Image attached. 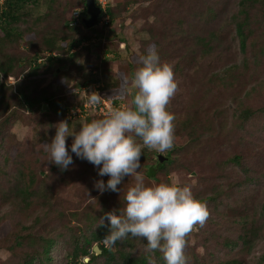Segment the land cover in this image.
Returning a JSON list of instances; mask_svg holds the SVG:
<instances>
[{
    "label": "rangeland",
    "instance_id": "1",
    "mask_svg": "<svg viewBox=\"0 0 264 264\" xmlns=\"http://www.w3.org/2000/svg\"><path fill=\"white\" fill-rule=\"evenodd\" d=\"M84 1L54 0L52 7H48L45 0H40V7L37 10H34L33 4L29 5L33 9L32 19L37 18L34 27L36 35L32 37L34 42L33 46L30 45L31 49L36 50L42 46V38L51 35L52 31L57 32L58 36L62 34L74 37L84 34L92 35L91 37L96 39L94 42L97 44L93 45L92 52H84L83 57L81 56L79 60L85 66L86 61H88L95 68L91 70L90 67L86 66V70H84L85 77L82 75H76L75 77L74 71L68 75L48 74L45 77L38 76L36 77L37 80L34 81L33 78L31 80L27 79L25 74L21 77L10 76L0 79V82L5 81L7 85H12L8 87L10 90L6 92L9 96V98H6L8 106L5 104L0 105V124L11 110L14 113L10 124L5 125L1 135V137L5 136L4 154L10 157L8 162L10 172H16L20 164L28 162L29 166L36 170H34L35 172L45 175L47 172L45 173L43 169L46 165V159L40 154L39 150L46 152L48 154L46 157L50 159L49 153L45 150V144L49 143L54 137L55 125L61 121L55 116L48 117L46 115V118L44 117L43 113L50 112L47 102L45 103L48 105V109L42 110L41 108L38 112H29L17 104L14 101L16 99H14L13 85L17 87V83L20 81H22L20 82L22 84L29 85V88L25 91L32 96L43 88L55 94L57 93L58 97L67 96L73 93L76 88H79L78 85H85L83 83L86 82V73L89 70L96 73L94 70L97 68L96 66L100 65V60L103 58L102 52L107 46L108 41H105V37L108 33H112L113 30L120 31L128 46L137 55H142L157 38V41L162 43L161 60L167 61L173 66L175 80L178 84L175 95L169 101L168 109L175 115L174 124L177 123L176 127L180 129V134L183 135L190 129L188 124H186L187 126L182 124L184 120H187V123L189 120H194L196 124H206L205 120L213 119V123L211 133L207 132L202 137L199 135V139L196 138V150L195 147L187 145L180 153H174L172 157L175 159V167L168 177L161 174L159 180L149 177L142 168L145 182L159 183L175 180L181 185H190L198 199L209 196L212 192L223 190L224 193L217 196L220 203L205 202L209 210V217L203 227L194 226L186 237L185 254L188 257V264H227L226 262L231 261V259L238 260L237 263L233 264H257L255 262L256 258L264 250V238H262L264 236V226L259 232L255 250L251 254H246L239 251L240 242L232 248L224 245L223 237H236L239 231L232 232L230 230L229 220L235 219L236 215H226L223 212L227 209L231 210L227 207L226 194H228L232 197V205L246 201L244 206L235 207L236 211L246 208L249 210L247 216L250 219L259 220L255 209L257 205L264 201V119L250 121V126H248L254 130V134L241 133L236 128L232 110L237 100H241L243 105L251 107H259L263 103L264 93L258 91L247 96L245 91L259 82L261 78L263 79L264 60L260 70L250 69L245 73L239 71L241 75L234 73L235 76H241L240 82L242 85L239 90L209 82L212 68H222L235 58H240L237 50V40L235 39V25L231 17L239 0H127L129 2L127 5H124V2L120 0H102L105 9L109 5L115 7L116 19L114 23L110 25L101 24L92 28H86L84 24L80 27V30L70 31L66 23L74 13H82L86 10ZM178 21L182 22V28L187 29L185 36L176 38L173 43L166 42L164 44V35L169 41L173 32L170 35H168V32L175 29L174 27L177 26ZM123 22L124 26L121 29L120 24ZM263 28L256 30V40L261 35L264 36ZM211 29L216 30L221 35L219 48L214 55L201 58L197 50L191 53L189 47L192 46V39L196 35L206 36ZM95 30H98L96 36ZM61 41L62 39L59 37L56 38L57 44H60ZM109 46L118 49L121 56L126 52L124 45L118 39H114ZM23 47L27 48L24 45ZM11 51L18 55L22 50L14 46ZM111 56L112 54L108 57ZM112 67L114 71H119L117 64ZM111 76L100 75V82L106 89L105 92L102 91V97L106 102H109V100L105 98V93L107 87L110 88V81L114 77ZM20 78L22 80L19 81ZM128 82L131 84V79ZM75 98L79 99V97H73V99ZM126 100L129 101V99L127 97L123 99L125 104L128 103ZM92 114L97 115L90 111L89 115ZM101 114L106 116L107 111L101 112ZM49 121L52 122L51 126L48 124ZM81 121L86 120L79 115L78 118L68 122L69 127L78 129ZM192 122L191 126L194 125V122ZM182 126H184L183 129ZM38 131L42 132L45 138L41 144L34 146L32 145L33 137L37 135ZM196 133H201V130ZM70 139L71 137L68 138V140ZM238 152L242 154L243 165L249 168L254 176L253 181L248 185L245 184L243 190H239V186L236 184L243 179L244 173L236 164H226L230 155ZM159 154L161 153H157L158 156ZM161 155H164V153ZM49 159H47V162H49ZM83 166H87L84 174L80 178L78 176L76 180L72 175L73 182L71 186L58 183L54 185L52 201L55 207L45 210L46 214L43 213L45 215L43 216L44 221L36 226V233L44 231L47 223L50 226L60 223L63 218L57 216L59 210L64 211L68 217L72 212L87 213L86 216H98V221H101V218L104 217L100 212L103 208L108 207V212L115 211L116 214H119V210L124 206V194L135 183L134 177L124 178L122 184L118 185V188H122L121 192L105 193L104 191L101 193L95 188L94 184L100 179H103L106 183L109 177L99 176L98 169L91 163L90 165L85 163ZM231 183H233V187H231ZM10 185L11 183L0 177V186L8 187ZM103 196L106 199V204L102 203ZM246 209L243 211H246ZM8 210L7 205L0 206V264H14L19 260V255L15 256L11 253L16 249L10 248L13 238L19 233L17 225L19 218L17 213L8 214ZM27 223H31V220L27 219ZM261 224L262 222H260ZM145 247L146 245L143 244L138 245L136 252H146ZM19 251L20 247L15 252ZM53 256L57 264H63L67 252L66 250L60 252L55 249ZM153 257L156 260L155 255Z\"/></svg>",
    "mask_w": 264,
    "mask_h": 264
},
{
    "label": "trees",
    "instance_id": "2",
    "mask_svg": "<svg viewBox=\"0 0 264 264\" xmlns=\"http://www.w3.org/2000/svg\"><path fill=\"white\" fill-rule=\"evenodd\" d=\"M54 0H45V4L48 7H52ZM127 5V0H120ZM119 1V2H120ZM34 5V10L39 9L40 0H3L0 1V79L8 78L10 76L21 77L25 74L27 79L37 80L38 76L51 75H68L75 71L76 75L84 76V70L86 66L95 68L91 63L86 61V66L79 60L84 52H92L93 45L97 44L94 41H89L87 44H83L87 40H93L92 35H81L74 37L71 35H57V32L52 31L48 36L42 38V46L36 50L31 49L30 45L33 46L32 37L36 35L34 27L37 22L36 19H32L33 9L29 5ZM96 4H99V0H96ZM85 11L80 12L79 17H75L74 14L70 20L67 21L66 26L70 31L80 30L81 26H84L83 18H87V5L86 0L84 1ZM85 13V14H84ZM108 14L110 22L108 25L114 23L116 19L115 7L108 6L105 9V13ZM232 21L234 22L235 39L237 40V50L240 58H235L231 63L226 64L222 68L210 70L209 82L219 84L224 87L233 89H240L241 76H235L234 73L241 75L250 69H261L262 61L264 60V36H260L256 40V30L264 27V0H239L237 8L232 14ZM180 21V20H179ZM178 21V22H179ZM34 25V26H33ZM175 29L169 30L170 40L164 35V44L166 42L173 43L176 38H182L185 36L187 29L181 27L182 22L176 23ZM124 22L120 24L122 29ZM264 30V28H263ZM98 30H95V36ZM114 32V33H113ZM108 33L105 37V41H108L104 51L102 52L103 58L100 60V65L93 73L89 70L86 75L85 85L92 83H101L100 75L109 76L113 79L110 81V88L107 87L105 97L111 98L115 106H120L123 102L121 97L128 98V103L131 101V92L125 93L124 89V78L127 77L128 81L132 79L133 73L136 69L141 66V57L146 54V51L142 55H137L124 40L120 31H114ZM62 39L60 44L56 43V38ZM104 38V37H103ZM118 39L125 47V54L120 55L118 49L111 48L109 45ZM104 41V42H105ZM221 41V35L214 29H211L206 36L196 35L192 39V46L189 47L191 53L194 50L199 52L201 58L211 57L219 48ZM101 42V41H100ZM99 44V43H98ZM157 51L161 56L162 43L154 40ZM26 46L27 48L23 47ZM14 46H17L22 50L16 55L11 50ZM110 54H112L111 57ZM196 54V53H195ZM83 57V56H82ZM210 63V62H209ZM207 63V64H209ZM119 66V71H114L113 65ZM87 67V69H88ZM241 73H240V72ZM24 75V76H25ZM175 76V75H174ZM85 77V76H84ZM41 78V77H40ZM176 78V76H175ZM22 80L21 78L19 81ZM22 82V81H20ZM13 85L14 89V100L17 104L23 108L31 111H40L42 104L47 102L50 107V112L43 113L44 117L55 116L59 120H65V113L67 107L73 101V94L70 93L67 96L58 97V94L48 91L46 88L40 89L35 95L26 93V89L29 85L22 83ZM5 81L0 82V105L5 104L8 106L6 98H9L6 92L10 90ZM82 85H78L81 87ZM131 84H129V88ZM15 88H17L15 90ZM101 91L105 92L104 86ZM261 89V90H260ZM32 90V89H31ZM29 91V89H28ZM264 93V77L259 82L252 85L248 90L245 91V95L249 96L252 93L258 92ZM32 93V92H31ZM11 98V97H10ZM235 100V99H234ZM236 102V100H235ZM233 118L238 132L254 134V130L249 128V123L252 120L264 119V101L259 107H251L243 105L241 100H237L233 110ZM13 111L11 110L8 116L3 119L0 124V137L3 134L5 125L10 124L13 117ZM105 116L102 115H90L85 118L86 121L92 119H99ZM194 120L183 121L182 124H188L190 128L182 135L180 129L176 127L175 123V141L174 147L164 153V160L161 161L160 157L154 150H148L146 147L142 149L141 165L143 171L147 173L149 177L161 179V175L168 177L169 173L175 167V159L172 157L174 153H180L185 146L195 147L197 149L196 138L199 139V135L211 133V125L213 119L205 120L206 124H196L191 126V122ZM192 122V123H193ZM181 124V122H179ZM49 126L52 122H48ZM190 124V126H189ZM249 125V126H248ZM187 126V125H186ZM184 126H182V129ZM201 128V129H199ZM201 130V133H196ZM32 145L36 146L41 144L45 138L42 132L38 131L35 135ZM138 139V138H137ZM72 138L67 140V145L70 150ZM139 142V141H138ZM263 145V144H259ZM40 154L46 159L45 175H41L39 172L29 166L28 162L20 164L16 172L11 173L8 167L10 160L9 156L4 154L5 152V136L0 138V177H3L4 181L11 183L10 186H0V206L7 205L9 207L8 214L17 213L19 220L17 221L18 231L17 235L13 238L10 248L17 251L20 247L19 252L11 251L12 255H19V260L14 264H57L54 259V251L58 249L60 252L66 250L67 256L63 264H149V257H156V264H164L162 255L159 251L154 253L149 252H136L137 247L140 244L146 245V241L138 237H132L129 235L123 240H118L112 247H106L102 239L109 232L108 221H104L103 225H100L102 221H98V216L90 215L86 216L87 213L81 214L72 212L70 217L62 210L57 211V216L63 218L58 224L50 226L46 224L44 231L40 233L35 232L37 225L43 223V213L45 210L51 209L54 203L52 201V195L54 185L64 184L71 186L73 178L75 180L80 178L84 174L87 166L85 163H90L86 160L78 159L73 154L74 164L67 170H61L60 167L56 166L51 162H47L46 152L39 150ZM50 160V159H49ZM227 163L236 164L241 171L244 173V177L239 181V190H243L245 184L248 185L253 181L252 171L243 165V157L240 152L230 155ZM49 164V165H48ZM83 164V165H82ZM35 170V171H34ZM161 174V175H160ZM231 183V187H233ZM215 189V188H214ZM6 190V191H5ZM114 193L112 191H105V193ZM223 190L219 192H212L211 195L201 197L200 199L204 202L214 201L218 202L217 196L222 195ZM105 196V194H104ZM103 196L102 203L106 204V199ZM227 207L231 210H224L223 214L236 215V220H229L230 230L232 232H238L236 237L225 236L223 237L224 245L227 247H234L241 243L239 251H243L246 254H251L258 243L259 232L264 226V201L257 205L256 211L258 213V219H250L247 216L246 208H241V211H236L235 207L245 205L246 201L240 202V204L232 205V197L226 194ZM220 203V202H218ZM246 209V211H243ZM108 207L103 208L100 212L102 216L108 213ZM254 213H256L254 211ZM68 217V218H67ZM231 218V217H230ZM1 219V217H0ZM27 219L31 220V223H27ZM260 222L262 224L260 225ZM259 223V225H257ZM264 238V236L262 237ZM95 246L101 250V253L96 254ZM88 257L89 260L85 261ZM237 259H231L226 262L227 264L237 263ZM257 264H264V250L261 254H258L256 261Z\"/></svg>",
    "mask_w": 264,
    "mask_h": 264
},
{
    "label": "clouds",
    "instance_id": "3",
    "mask_svg": "<svg viewBox=\"0 0 264 264\" xmlns=\"http://www.w3.org/2000/svg\"><path fill=\"white\" fill-rule=\"evenodd\" d=\"M99 7L97 25L108 24L110 19L104 14L105 8ZM106 16L108 22L104 20ZM95 40L93 37L83 44ZM102 86V83H92L73 91V97L79 99H73L65 120L55 125L54 137L45 144L49 162L67 170L74 164L73 154L88 161L98 169L99 176L109 177L106 183L103 179L95 182V188L101 193L121 192L118 185L124 178L134 177L135 183L124 194V206L119 214L108 212L101 218L100 225L105 220L109 225L103 244L112 247L116 241L131 235L146 241V252L159 251L164 264H188L186 237L194 226L205 224L209 217L207 204L194 195L190 185H181L175 180L146 183L141 165L143 148L163 154L174 147L175 115L168 109L178 87L173 66L161 60L156 45H149L141 57V66L133 73L130 88L127 77L124 78L125 93L131 92L130 103L115 106L111 98L105 97L115 107L105 117L81 121L78 129L70 128L69 110L76 105L83 110L84 103H101ZM87 116L90 115L82 117ZM69 137L72 138L70 150L66 143ZM149 264H156L154 257H149Z\"/></svg>",
    "mask_w": 264,
    "mask_h": 264
},
{
    "label": "built area",
    "instance_id": "4",
    "mask_svg": "<svg viewBox=\"0 0 264 264\" xmlns=\"http://www.w3.org/2000/svg\"><path fill=\"white\" fill-rule=\"evenodd\" d=\"M101 5L103 8L104 7V3L102 0H100ZM75 17H79V12L78 13H74ZM105 22H108L109 19L108 17H104ZM102 97V96H101ZM113 108H115L113 106V104L111 103V101L106 102L104 99H102L101 103L96 104V105H92V104H88V103H84V108L82 110V108L78 105H76L73 109H70L68 112V118L69 119H74L76 117H78L79 115L84 116L88 115L90 113V111H97V112H106L109 113Z\"/></svg>",
    "mask_w": 264,
    "mask_h": 264
},
{
    "label": "water",
    "instance_id": "5",
    "mask_svg": "<svg viewBox=\"0 0 264 264\" xmlns=\"http://www.w3.org/2000/svg\"><path fill=\"white\" fill-rule=\"evenodd\" d=\"M86 5H87V14L88 18L84 19V23L86 27L91 28L97 25L98 23V17L101 13L100 7L96 4V0H86ZM48 105L43 104L42 105V110H47ZM160 160L163 161L165 157H163L161 154H159ZM95 252L96 254L101 253V250L98 248V246H95ZM89 258L86 257L85 261H88Z\"/></svg>",
    "mask_w": 264,
    "mask_h": 264
},
{
    "label": "bare ground",
    "instance_id": "6",
    "mask_svg": "<svg viewBox=\"0 0 264 264\" xmlns=\"http://www.w3.org/2000/svg\"><path fill=\"white\" fill-rule=\"evenodd\" d=\"M104 80V79H103Z\"/></svg>",
    "mask_w": 264,
    "mask_h": 264
}]
</instances>
